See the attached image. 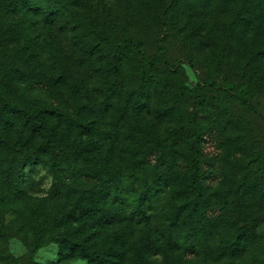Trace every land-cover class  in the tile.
I'll use <instances>...</instances> for the list:
<instances>
[{"label":"trees","instance_id":"trees-1","mask_svg":"<svg viewBox=\"0 0 264 264\" xmlns=\"http://www.w3.org/2000/svg\"><path fill=\"white\" fill-rule=\"evenodd\" d=\"M51 4L0 0L3 32L17 30L21 20H43L50 34L55 26L72 33L69 49L52 43V53L55 48L60 53L49 57L9 54V44H2L7 53L0 59V264L20 261L9 251L8 231L31 241L30 259L49 242L59 245L60 260L85 258L88 264H157L159 256L165 264H236L245 254L253 257L257 226L244 234L232 217L210 223L194 204L192 167L189 175L178 170L172 174L178 181L168 183L160 169L166 161L158 154L155 175L142 182L148 156L131 149L120 122H114L116 134L104 139L106 150L101 148L94 106H83L88 91L81 92L86 86L81 70L93 73L105 62L104 43L93 31L89 40L80 37L68 11ZM241 14L244 35L263 37L264 0H242ZM63 54L68 56L59 65ZM248 54L243 64L248 91L236 96L259 106L251 83L264 67V45ZM70 91L72 104L66 102ZM188 125L201 130L193 120L182 129ZM197 224L210 249L198 246Z\"/></svg>","mask_w":264,"mask_h":264},{"label":"rangeland","instance_id":"rangeland-1","mask_svg":"<svg viewBox=\"0 0 264 264\" xmlns=\"http://www.w3.org/2000/svg\"><path fill=\"white\" fill-rule=\"evenodd\" d=\"M50 1L54 10L68 11L69 24L79 25L80 37L89 40L93 31L104 43L105 62L93 73L81 70L86 82L81 92L88 91L83 106H94L101 148L106 150L104 139L116 134L114 122H120L119 132L131 137V149L148 156L142 182L155 175L158 154L166 161L160 169L168 183L178 181L172 174L183 169L189 175L192 167L194 204L210 223L232 217L244 234L257 226L253 257L245 254L236 264H264V67L251 83L262 105L236 96L248 91L243 64L249 51L264 45V34L244 35L242 0ZM20 24L6 32L0 27V59L7 53L2 44H9V54L30 57L59 54L58 48L52 53V43L69 49L72 33L66 28L50 27V34L43 20ZM67 56L59 57V65ZM73 96L70 91L66 102L72 104ZM191 120L201 130L191 125L183 130ZM50 181L45 180V190ZM195 231L201 238L197 245L210 249L199 224ZM7 233L17 264H88L85 258L60 260L56 242L40 247L30 259L31 241ZM157 264H165L160 256Z\"/></svg>","mask_w":264,"mask_h":264}]
</instances>
